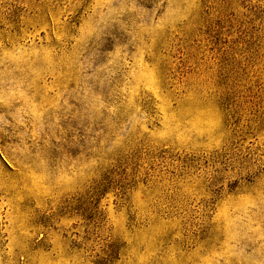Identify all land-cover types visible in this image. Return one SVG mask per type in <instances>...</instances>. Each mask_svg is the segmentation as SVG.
I'll use <instances>...</instances> for the list:
<instances>
[{
	"label": "rangeland",
	"instance_id": "1",
	"mask_svg": "<svg viewBox=\"0 0 264 264\" xmlns=\"http://www.w3.org/2000/svg\"><path fill=\"white\" fill-rule=\"evenodd\" d=\"M0 264H264V0H0Z\"/></svg>",
	"mask_w": 264,
	"mask_h": 264
}]
</instances>
